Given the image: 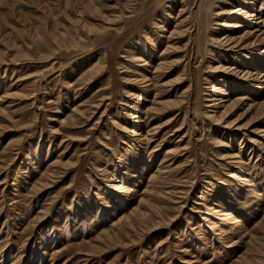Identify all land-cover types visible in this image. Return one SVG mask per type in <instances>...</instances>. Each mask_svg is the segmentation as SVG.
Returning a JSON list of instances; mask_svg holds the SVG:
<instances>
[{
	"label": "rangeland",
	"instance_id": "1",
	"mask_svg": "<svg viewBox=\"0 0 264 264\" xmlns=\"http://www.w3.org/2000/svg\"><path fill=\"white\" fill-rule=\"evenodd\" d=\"M0 264H264V0H0Z\"/></svg>",
	"mask_w": 264,
	"mask_h": 264
},
{
	"label": "bare ground",
	"instance_id": "2",
	"mask_svg": "<svg viewBox=\"0 0 264 264\" xmlns=\"http://www.w3.org/2000/svg\"><path fill=\"white\" fill-rule=\"evenodd\" d=\"M235 28V27H234ZM135 135H137V134H135Z\"/></svg>",
	"mask_w": 264,
	"mask_h": 264
}]
</instances>
